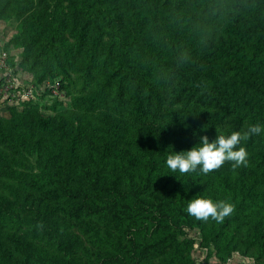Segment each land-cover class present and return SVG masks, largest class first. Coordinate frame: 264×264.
<instances>
[{
    "label": "trees",
    "instance_id": "1",
    "mask_svg": "<svg viewBox=\"0 0 264 264\" xmlns=\"http://www.w3.org/2000/svg\"><path fill=\"white\" fill-rule=\"evenodd\" d=\"M12 20L37 100L0 110V264H264V132L246 165L166 167L264 126V0H0Z\"/></svg>",
    "mask_w": 264,
    "mask_h": 264
},
{
    "label": "clouds",
    "instance_id": "2",
    "mask_svg": "<svg viewBox=\"0 0 264 264\" xmlns=\"http://www.w3.org/2000/svg\"><path fill=\"white\" fill-rule=\"evenodd\" d=\"M262 132L264 126L255 124L248 128L244 136L240 132H232L230 135L218 134L213 140L206 135L201 136L190 150L175 151L174 154L168 155L166 167L172 173L190 174L199 171L206 175L220 168L226 161L232 162L234 168L246 165L248 153L239 145L248 135H259ZM176 178L178 179L177 176ZM233 210L231 203L204 197L191 199L186 208V212L198 220L207 221L211 218L217 222H222Z\"/></svg>",
    "mask_w": 264,
    "mask_h": 264
},
{
    "label": "built area",
    "instance_id": "3",
    "mask_svg": "<svg viewBox=\"0 0 264 264\" xmlns=\"http://www.w3.org/2000/svg\"><path fill=\"white\" fill-rule=\"evenodd\" d=\"M35 86L26 81L10 63V54L4 51L0 54V106H9V103H21L26 100H37ZM54 97L63 99V93L60 91L58 84L49 85ZM6 101V103H4Z\"/></svg>",
    "mask_w": 264,
    "mask_h": 264
},
{
    "label": "rangeland",
    "instance_id": "4",
    "mask_svg": "<svg viewBox=\"0 0 264 264\" xmlns=\"http://www.w3.org/2000/svg\"><path fill=\"white\" fill-rule=\"evenodd\" d=\"M16 26H17V22L15 20H12V22L8 25H4L3 23H0V53L4 52L2 51V49L9 43V41L11 40V38L16 34ZM12 54H17L15 53V50L13 48H11L9 50ZM8 51V52H9ZM9 52V53H10ZM28 78H33V77H29ZM48 100L46 101V103H48V105H52L54 104L52 101V98L48 96L47 98ZM8 109L7 106H0V110L2 112H6Z\"/></svg>",
    "mask_w": 264,
    "mask_h": 264
}]
</instances>
